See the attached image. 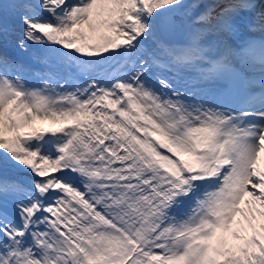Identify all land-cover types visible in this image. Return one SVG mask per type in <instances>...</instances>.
<instances>
[{
	"label": "snow or ice",
	"instance_id": "snow-or-ice-1",
	"mask_svg": "<svg viewBox=\"0 0 264 264\" xmlns=\"http://www.w3.org/2000/svg\"><path fill=\"white\" fill-rule=\"evenodd\" d=\"M0 264H264V0H0Z\"/></svg>",
	"mask_w": 264,
	"mask_h": 264
},
{
	"label": "bare ground",
	"instance_id": "bare-ground-1",
	"mask_svg": "<svg viewBox=\"0 0 264 264\" xmlns=\"http://www.w3.org/2000/svg\"><path fill=\"white\" fill-rule=\"evenodd\" d=\"M23 62H25L26 64H29L28 61H25V60H24Z\"/></svg>",
	"mask_w": 264,
	"mask_h": 264
},
{
	"label": "rangeland",
	"instance_id": "rangeland-1",
	"mask_svg": "<svg viewBox=\"0 0 264 264\" xmlns=\"http://www.w3.org/2000/svg\"><path fill=\"white\" fill-rule=\"evenodd\" d=\"M38 47V46H37Z\"/></svg>",
	"mask_w": 264,
	"mask_h": 264
}]
</instances>
